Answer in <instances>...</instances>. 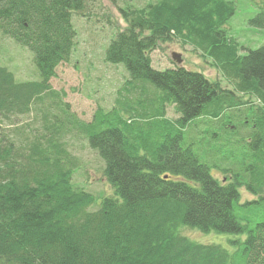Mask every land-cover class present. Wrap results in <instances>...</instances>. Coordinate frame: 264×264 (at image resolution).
Returning a JSON list of instances; mask_svg holds the SVG:
<instances>
[{"label":"trees","instance_id":"1","mask_svg":"<svg viewBox=\"0 0 264 264\" xmlns=\"http://www.w3.org/2000/svg\"><path fill=\"white\" fill-rule=\"evenodd\" d=\"M88 1L0 0V33L31 50L40 75L19 81L0 64V264H264V44L240 52L224 27L228 0L125 5L126 27L104 55L129 74L115 104L88 121L62 108L36 124L33 103L58 95L49 80L74 50L72 14ZM248 22L264 27V0ZM174 39L233 88L177 63L156 69L150 53ZM75 133L103 163L110 194L73 183ZM185 228L245 237L231 251Z\"/></svg>","mask_w":264,"mask_h":264},{"label":"rangeland","instance_id":"2","mask_svg":"<svg viewBox=\"0 0 264 264\" xmlns=\"http://www.w3.org/2000/svg\"><path fill=\"white\" fill-rule=\"evenodd\" d=\"M228 1L234 3L235 12L224 27L227 35L240 45V52L245 53L249 48L254 49L264 44V27H256L248 22L262 0ZM146 2L148 0H94L88 1L84 9L72 14L76 29L74 50L67 62L57 66L55 76L49 80L51 88L58 95L48 94L33 103L30 119L35 118L34 123H39L43 114L59 113L62 108L73 113L78 119L88 121L98 107L107 110L115 104V99L121 94V84L129 74L122 64L113 65L106 62L105 50L115 36L116 30L126 27L119 9L125 5L141 7ZM172 53L181 57L179 65L202 72L211 80L218 81L223 88H233L210 59L179 39L162 43L150 53L153 66L156 69L174 66L176 62L172 59ZM0 64L12 71L19 81L40 79L32 60L31 50L2 33H0ZM148 85L152 88L151 91L157 90L152 84L148 83ZM124 97L128 98V103L134 105L135 94L123 95L122 98ZM240 97H243V100L249 98L245 95ZM165 108L169 118L177 117L173 105L168 104ZM201 127L203 128L201 121L194 124L189 134L198 132ZM66 139L71 152L78 157L79 162L73 174V183L93 193L97 198L110 194L108 185L101 177L103 163L96 152L90 149L86 141L76 133L71 138L67 136ZM216 170L211 166L210 172L221 178L222 174ZM251 197L249 193L242 192V200ZM182 233L194 241L220 244L231 251L236 246V243L231 241H241L245 237L216 231L200 232L189 228L183 229Z\"/></svg>","mask_w":264,"mask_h":264},{"label":"water","instance_id":"3","mask_svg":"<svg viewBox=\"0 0 264 264\" xmlns=\"http://www.w3.org/2000/svg\"><path fill=\"white\" fill-rule=\"evenodd\" d=\"M172 59H174L177 64L181 63V57L178 56L176 53H172Z\"/></svg>","mask_w":264,"mask_h":264}]
</instances>
